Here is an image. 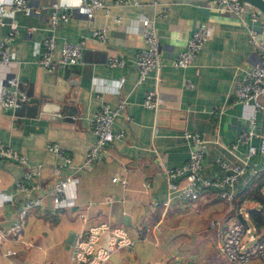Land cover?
Returning a JSON list of instances; mask_svg holds the SVG:
<instances>
[{"label": "crops", "instance_id": "1", "mask_svg": "<svg viewBox=\"0 0 264 264\" xmlns=\"http://www.w3.org/2000/svg\"><path fill=\"white\" fill-rule=\"evenodd\" d=\"M10 1L0 3L8 5ZM27 1L33 8L29 16L21 11H7L6 15H12L19 27L10 50L17 64L10 73L26 80L23 88L30 99L11 110L0 106V142L25 155L30 164L42 163L39 188L33 195L45 194L58 177L72 175L75 183L66 189L65 200H71V205L54 209L45 195L42 209L19 219L14 214L23 195L16 194L13 202L0 200V228L7 231L0 240V264H70L76 234L100 221L123 228L136 240L131 248L116 250L103 264H232L219 244L234 218L248 214L250 207L262 208L259 201L249 198V192L245 193L254 188L253 174L238 178L230 201L220 197L214 187L206 188L195 200L179 201L174 192L172 196L173 186L166 180L165 170L182 164L188 157L190 144L182 136L184 130H197L207 140L200 170L205 180L220 177L218 158L235 162L250 143L258 148L264 107L256 114L251 140L231 148L239 132L249 124V107L234 100L232 89L235 81L259 59L246 29L229 12L210 8V0H156L158 5L152 3L154 0H140L141 6L111 11L121 14L120 22L106 16L103 9L96 10L90 19L76 14L59 22L55 28V57L64 41H78L85 36L86 43L76 64L48 71L36 62L35 43L47 33L44 27L48 6L55 0ZM160 12L164 15L155 18L154 23L162 64L137 83L134 57L145 46L137 22L140 16L153 17ZM199 22H205L209 30L203 47L190 66H173L171 60L184 48ZM103 24L108 25V37L98 42L91 37V31ZM27 26L34 27L30 36ZM259 26L264 31V16ZM7 30L0 26V39ZM110 56L122 57L125 62L109 66ZM5 71L0 65V81ZM97 84H103L100 91ZM116 86L119 93L113 89ZM147 90H155L166 99L168 108L144 107L142 100ZM120 95L126 103L115 118L113 129L123 130L124 136L113 140L89 166L75 170L93 140V112L100 101L114 106ZM260 99L264 105V94ZM47 142L59 144L71 157L72 165L57 161L47 149ZM262 160L258 152L250 158L256 172L264 169ZM55 164L60 168L57 175L52 173ZM25 168L12 158L0 156V197L11 191L14 179ZM115 176L125 180L123 186ZM247 218L245 222L252 225ZM16 219L18 224L13 225ZM212 220L215 225H210ZM6 249L15 254L4 255ZM248 264L264 262L254 258Z\"/></svg>", "mask_w": 264, "mask_h": 264}, {"label": "built area", "instance_id": "2", "mask_svg": "<svg viewBox=\"0 0 264 264\" xmlns=\"http://www.w3.org/2000/svg\"><path fill=\"white\" fill-rule=\"evenodd\" d=\"M154 5L159 3L154 0ZM140 0H81L78 4H67L60 0H55L49 4L48 22L44 27L46 34L35 43V53L37 54V64L45 70H54L61 66H71L79 60L81 48L86 43V37H81L78 41H64L59 47V55L54 56L56 45L55 28L59 22L66 21L76 14H82L87 19L93 17L98 9H103L106 16H111L114 22H120L122 16L120 13L111 14L113 9H122L131 6H141ZM165 6V5H164ZM210 8L221 12L232 14L246 29L250 45L259 56L251 68H248L235 81L232 96L235 101L243 106L249 107L248 126L242 129L237 135L236 141L231 148L234 149L240 142H249L255 135L256 114L264 107L260 95L264 94V31L259 26L260 18L264 14L254 5L244 0H210ZM7 11L11 14L21 11L25 15H30L33 11L32 5L27 0H11L8 5L0 3V26L8 28L6 34L0 39V65L5 68V74L0 81V106L3 109H15L25 102L29 101L30 96L23 88L26 80L19 79L15 73H10V68L17 64V60L11 57V44L16 37L19 27L12 15L7 16ZM164 15L160 12L156 16H140L137 24L141 28V36L145 46L139 48L134 57V63L137 68V83L142 82L148 77L152 70L158 68L161 62V51L159 47L156 25L154 19ZM33 26L26 27V33L30 36ZM209 35V30L205 22H199L190 32L186 39L185 46L171 60L175 67L190 66L195 59L196 54L201 50ZM91 37L104 42L108 37V25L93 28ZM125 59L117 56L107 58L109 66L123 65ZM189 85H192L188 82ZM100 91L103 84H97ZM119 93V87H114ZM126 98L120 95L114 106L100 101L98 108L93 112L90 118V133L93 137L91 144L87 147L82 162L75 170L89 166L96 160L117 138L124 136L123 130H114L113 122L124 109ZM142 105L150 109L168 108V101L155 91L147 90L144 93ZM182 136L190 144L187 159L177 166H170L165 170V178L172 183L174 196L179 201L195 200L206 188H217L220 197L227 201L233 199L235 194V184L238 178L244 174L252 175L256 172L254 166L249 161L255 154L264 156V124L259 134V146L256 148L251 143L243 156L235 162H229L218 158L217 164L221 169V175L215 180H205L200 176L204 156L206 153V142L203 134L197 130H184ZM46 147L51 151L56 160L64 166H71V157L66 154L63 148L54 142H47ZM0 156L12 158L15 161L26 165L20 176H17L10 192L0 197L2 203L13 202L16 194H22L19 205H17L14 216L23 218L38 211L44 207V196L46 195L53 208L66 207L71 205V200H65L68 186L74 185L75 181L72 175L58 177L52 183L45 194L33 195V191L39 188L38 178L40 176L42 163L30 164L27 157L23 154L14 152L3 146L0 142ZM60 168L55 164L52 167V173L57 175ZM115 180L123 186L125 180L115 176ZM2 196V195H1ZM168 200H166L165 204ZM82 220L86 219L83 212H80ZM246 212L241 217L234 218L225 228L219 249L232 264H248L251 259L259 258L264 262V225H248L245 218ZM243 218V219H241ZM18 219L13 220V225L18 224ZM210 225H215L212 220ZM156 228V225H154ZM247 238H246V235ZM7 236V231L0 228V240ZM142 238V237H141ZM143 238H146L144 235ZM246 238V243L244 240ZM135 239L127 235V232L106 221H100L87 225L86 232H78L71 246L70 264H102L108 261L115 249L131 248ZM15 251L6 249L4 255H13Z\"/></svg>", "mask_w": 264, "mask_h": 264}, {"label": "trees", "instance_id": "3", "mask_svg": "<svg viewBox=\"0 0 264 264\" xmlns=\"http://www.w3.org/2000/svg\"><path fill=\"white\" fill-rule=\"evenodd\" d=\"M251 182L254 183V188L248 190L245 193L249 192V198L259 201L262 204V208L256 209V207L248 208V218L250 222L256 226L264 225V191L261 188H264V169L260 172L253 174Z\"/></svg>", "mask_w": 264, "mask_h": 264}, {"label": "water", "instance_id": "4", "mask_svg": "<svg viewBox=\"0 0 264 264\" xmlns=\"http://www.w3.org/2000/svg\"><path fill=\"white\" fill-rule=\"evenodd\" d=\"M252 5H254L257 9H259L263 14H264V0H244ZM11 110V109H8ZM262 165L264 168V156H263V160H262ZM241 217V215L239 216ZM243 219V218H241Z\"/></svg>", "mask_w": 264, "mask_h": 264}, {"label": "rangeland", "instance_id": "5", "mask_svg": "<svg viewBox=\"0 0 264 264\" xmlns=\"http://www.w3.org/2000/svg\"><path fill=\"white\" fill-rule=\"evenodd\" d=\"M80 212H82V211H80ZM247 222L250 223V219H249V218H247ZM245 235H246V238H247V235H248V234H245ZM246 238H245L244 241H245L246 243H248V241H246ZM116 250H119V249H115V250L112 252V254H113L114 252H116ZM112 254H111V256H112ZM111 256H110V258H111ZM109 260H110V259H109ZM105 262H107V261H105ZM105 262H104V263H105ZM102 264H103V263H102Z\"/></svg>", "mask_w": 264, "mask_h": 264}]
</instances>
